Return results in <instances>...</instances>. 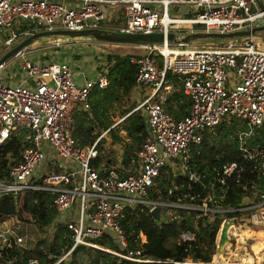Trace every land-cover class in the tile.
<instances>
[{
	"label": "built area",
	"instance_id": "obj_1",
	"mask_svg": "<svg viewBox=\"0 0 264 264\" xmlns=\"http://www.w3.org/2000/svg\"><path fill=\"white\" fill-rule=\"evenodd\" d=\"M118 3L124 4L126 16L125 23L118 27L122 31L228 32L251 28L264 14V5L262 9L252 10L255 0H0V33H7L4 44L12 45L22 33L27 35L35 30L106 27L103 23L112 13L108 5ZM171 3L196 6L198 10L195 16H171L168 13ZM157 6L161 7L160 13ZM17 19L25 20L21 24L29 26L28 29L19 32L15 27ZM180 24H202L204 27L182 31ZM249 36L243 42L228 40L215 46L170 47L169 42L138 44L144 52L131 55L129 60L137 64L136 86L142 84L150 88L135 107L144 109L147 132L142 147L129 159L134 171L124 175L120 174L126 170L123 165L99 173L92 164L99 137L92 144L80 145L74 135L75 114L92 109V88L108 83L106 69L79 83L69 60H40L28 55L26 48L19 50L11 59L22 60V79L12 82L0 78V144L19 127L26 128V138L31 144L24 147L21 159L10 166L7 174L0 176V197L25 189L51 190L55 193L56 219L66 222L71 229L72 248L87 244L134 261L160 260L144 254L141 243L145 235L142 232H139V246H128L121 220L137 205H147L149 210L157 204L168 211L173 206L192 208L199 211L197 215H207V219L213 213L238 212L224 216L222 221L232 217L235 226L246 220L264 229V189L247 203L221 204L224 192L232 189L226 177L240 165L236 160L221 165L217 172L220 185L216 188L215 182L211 183L206 201L201 205L157 200L148 194L161 168L172 164L170 159L180 157L183 163L188 160L191 145L201 141L204 129L230 116L245 122L246 135L261 128L264 123V47ZM166 45L170 48L164 52ZM156 51L162 54L161 60ZM8 61L1 64L0 69ZM168 70L180 78L182 92L190 99L188 111L179 118L164 110L155 99H164L170 88L166 79ZM258 169L264 176V156ZM39 179L42 182H38ZM5 216L8 215L0 217L1 247L8 248L13 243L20 246L25 241L21 227L1 224ZM220 226L215 235V251L209 259L185 257L176 262L264 264L256 258L247 261L242 256L232 257L237 255V245L254 239V234L237 241V235L226 229L228 241L234 239V244H228V256L220 255L216 249ZM104 233L115 239L118 249L93 242L92 238ZM194 239L195 230L190 228L176 237L178 243L184 244ZM0 264L41 262L36 257L26 260L14 253Z\"/></svg>",
	"mask_w": 264,
	"mask_h": 264
},
{
	"label": "trees",
	"instance_id": "obj_2",
	"mask_svg": "<svg viewBox=\"0 0 264 264\" xmlns=\"http://www.w3.org/2000/svg\"><path fill=\"white\" fill-rule=\"evenodd\" d=\"M109 24L114 29L121 25L117 20H111ZM28 27L22 26L18 31H25ZM141 53H106L105 60L97 68L106 69L108 83L104 87L92 88L90 111H79L76 114L74 135L80 145H87L92 144L101 131L114 123L111 114L115 108L120 111L122 119L110 127L97 143V155L92 164L99 173L112 167L119 168L120 165L126 168L120 172L121 175L135 169L129 159L142 147L147 132V119L144 109H134L138 101L133 100L131 94L137 84V64L130 62L129 57ZM156 56L162 59V54L158 51ZM64 57L68 55L62 53L59 60ZM166 79L172 90L164 99H155L164 110L179 118L188 111L190 99L182 92V83L177 75L168 70ZM246 130L245 122L232 116L204 129L201 141L191 145L188 160L181 166L183 170H174L171 163L164 165L149 188V197L201 205L206 201L205 196L211 183L215 182L216 188L219 187L217 172L221 165L236 160L240 165L226 177L232 189L224 192L221 204L237 206L253 200L264 189V176L258 169L259 161L264 156V123L260 129H254L247 135L244 133ZM30 144L25 127L14 130L0 144V176L7 174L10 166L21 159L24 147ZM37 181L42 182L41 179ZM54 197V192L42 188L20 190L0 197V217L16 214L40 228L47 229L51 226L49 235L40 239L34 247L21 250L19 245L13 243L2 249L0 244V263L4 258L17 253L26 260L36 257L41 264H80L79 260H92V264H186L176 261L185 257L209 259L215 251V235L222 218L238 213H213L207 219V215H197L199 211L196 209L173 206L168 212V208L162 207L160 218H154L147 205H137L121 220L128 246H139V232H142L145 235V240L141 243L144 254L160 260L134 261L87 244H78L72 248L74 239L71 237V229L66 222L56 219ZM187 228L195 230V239L186 244L178 243L176 237ZM92 240L109 249H118L115 239L108 233ZM68 251L69 260L60 259Z\"/></svg>",
	"mask_w": 264,
	"mask_h": 264
},
{
	"label": "rangeland",
	"instance_id": "obj_3",
	"mask_svg": "<svg viewBox=\"0 0 264 264\" xmlns=\"http://www.w3.org/2000/svg\"><path fill=\"white\" fill-rule=\"evenodd\" d=\"M262 5H264V0H262ZM123 3H118L115 5H108V9L111 10L110 18H106L103 26L107 25L105 28L108 29H114V27L109 24L110 20H117L119 21V24L123 25L125 23V15L123 14ZM258 6L254 5L252 7V10L257 9ZM156 9L161 12V7H156ZM196 6H191L187 4H181V3H171L169 4L168 13L171 16H181V17H189V16H195L197 12ZM25 21L23 19H17L15 21V27L17 29L21 28L22 26H26V24L22 25L21 23ZM108 22V23H107ZM264 24V18H258L256 20V26ZM180 29L182 31H187L190 27H193L195 29H203L204 25L202 24H191L190 26L188 24H180ZM6 34L0 33V56L8 49L9 45L4 44V39L6 38ZM25 35L22 33L19 38L13 43V45L18 42L21 38H23ZM249 35H237L234 37H226V38H197L192 40L191 42L179 45L175 42H169L170 47H194V46H215L219 44H223L228 40H235L237 42H243L244 40L249 39ZM252 40L257 43L259 46L264 47V29L259 30L251 35ZM26 50L28 51V54L33 56L36 59L40 60H52V59H59V57L62 55V53H66L69 57V60L74 59H81L82 57L86 56L91 60L90 62L96 63L97 65L99 63H102L104 59V56L108 52L113 53H120L125 54L127 52H144V48L142 46H139L138 44H128V43H115V42H108L103 41L100 39H97L91 35L84 36H78V37H70V36H64V35H51V36H44L41 37L34 42L27 45ZM168 48V47H167ZM81 56V57H80ZM91 56V57H90ZM98 56V57H97ZM101 56V57H100ZM17 59V60H16ZM9 61L7 64L0 69V78L2 79H10L12 82H16L19 79H22L23 70L20 65V61H22L20 58L15 59H8ZM15 60V61H13ZM102 66V65H100ZM105 67V66H104ZM171 86L166 91V95L171 91ZM150 91V88L146 85H142L141 87L134 88L131 94V98L133 100L138 101L135 107L139 104V102L142 100L144 94H147ZM143 110V107H140ZM121 114L119 109L115 108L113 113L111 114V118L114 121L113 125L120 121ZM103 131H101L102 133ZM106 134V133H105ZM108 135V134H107ZM172 162V168L174 170L182 171L181 166L183 164L182 158H174L170 159ZM46 166V164L43 167ZM42 169V168H40ZM173 211V210H172ZM163 212V209H162ZM168 212V210H166ZM161 215V211H160ZM163 218H165L164 214ZM5 220L1 222V224H5L6 226H19L21 227V233L25 236V241L20 245L21 250H24L25 248L34 247L36 243L49 235V229L40 228L37 224L30 220H25L17 217L16 214H11L4 217ZM221 225V224H220ZM236 230H245L244 228H248V233L251 235H255L254 239H250L249 242H246L248 245L249 251L251 253V256L256 258L257 260H264V229L258 228L253 226L252 224H249L246 220H241L239 224H236L235 226ZM251 229V230H250ZM241 233V231H239ZM246 236H238V238H243ZM229 244V243H227ZM226 244V245H227ZM239 244V243H238ZM245 242L240 243L238 245V248L235 250L237 251V255H231L232 257H243L246 250H244V247L246 246ZM240 245L243 246L240 248ZM230 252V251H228ZM68 253H65L61 258H65L66 260H69ZM229 253H226L225 256H228ZM60 258V259H61ZM80 264H92V260H79ZM94 264V263H93Z\"/></svg>",
	"mask_w": 264,
	"mask_h": 264
},
{
	"label": "water",
	"instance_id": "obj_4",
	"mask_svg": "<svg viewBox=\"0 0 264 264\" xmlns=\"http://www.w3.org/2000/svg\"><path fill=\"white\" fill-rule=\"evenodd\" d=\"M258 8L262 9L263 5L260 0H255ZM264 18V14L263 17ZM264 29V24L259 26H252L251 28L238 29L228 32H217V31H204L196 30L192 32H187L185 34H178L174 31L163 32V31H151V32H139V31H122L119 29H108L105 27H89L83 29H70V28H58V29H43L35 30L23 38H21L14 45H9L8 49L0 56V65L5 63L9 58L14 56L19 50L25 48L30 43L35 40L51 35H64L70 37L86 36L91 35L97 39L115 42V43H128V44H146V43H164V42H175V43H189L197 38H230L237 35H252L259 30ZM159 204L153 206L150 209V213L155 216V218H160ZM233 222V218L229 217L222 221L219 230L220 238L217 240L216 249H220L225 243L234 244V239L228 241L226 235L227 225ZM254 226V225H253ZM258 227V226H255Z\"/></svg>",
	"mask_w": 264,
	"mask_h": 264
},
{
	"label": "crops",
	"instance_id": "obj_5",
	"mask_svg": "<svg viewBox=\"0 0 264 264\" xmlns=\"http://www.w3.org/2000/svg\"><path fill=\"white\" fill-rule=\"evenodd\" d=\"M168 49H169V47H168ZM167 49H165V51H166ZM28 54V53H27ZM28 55H30V54H28ZM91 57V56H90ZM89 59H92V58H88V57H86V56H84V57H82L81 59H74V60H69V57H64L63 59H61V60H69V62H70V64L72 65V67H73V69H74V71H75V78H76V80L79 82V83H83L84 81H85V79L86 78H89V77H92V76H94V75H96L98 72H99V70H98V68H97V64L96 63H94L95 61H93L92 63L90 62L91 60H89ZM134 88H138L137 86H135ZM145 96V95H144ZM144 96H143V98H144ZM142 98V99H143ZM134 109H135V107H134ZM187 112V111H186ZM78 113V112H77ZM76 113V114H77ZM76 114H75V123H76ZM184 114V113H183ZM182 114V115H183ZM122 119V118H121ZM120 119V120H121ZM116 124V123H115ZM113 126V124L111 125V126H109L107 129H105V130H103V132L102 133H100V135L98 136L99 137V139H100V137L102 136V135H104L107 131H108V129L110 128V127H112ZM97 137V138H98ZM96 138V139H97ZM95 139V140H96ZM99 141V140H98Z\"/></svg>",
	"mask_w": 264,
	"mask_h": 264
},
{
	"label": "bare ground",
	"instance_id": "obj_6",
	"mask_svg": "<svg viewBox=\"0 0 264 264\" xmlns=\"http://www.w3.org/2000/svg\"><path fill=\"white\" fill-rule=\"evenodd\" d=\"M84 37H86V36H84ZM167 47H169L168 45H166V46H164L163 47V50H164V52H167L169 49L167 48ZM170 48V47H169ZM165 49H167L166 51H165ZM245 230H236V228H235V225L233 224V222H230L228 225H227V230L229 231V232H232V233H234V234H236L237 235V238H236V240L238 241L239 240V238H238V236H246V237H250V234L248 233V228H244ZM239 231H241V233L239 232ZM228 243V242H227ZM227 243H225L220 249H218V253L220 254V255H222V256H225V254L228 252V248H227V246H229ZM227 244V245H226ZM243 246H245V245H243ZM243 246H241L240 245V248L241 247H243ZM237 247H238V245H237ZM233 250V249H232ZM244 250H246V252L244 253V259L245 260H247V261H252L253 260V256H251V253H250V251H249V248H248V245L246 244V246L244 247ZM258 262H264V260L262 261H260V260H257Z\"/></svg>",
	"mask_w": 264,
	"mask_h": 264
}]
</instances>
